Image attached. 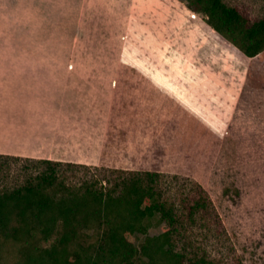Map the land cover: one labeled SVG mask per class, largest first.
<instances>
[{
    "label": "rangeland",
    "instance_id": "1",
    "mask_svg": "<svg viewBox=\"0 0 264 264\" xmlns=\"http://www.w3.org/2000/svg\"><path fill=\"white\" fill-rule=\"evenodd\" d=\"M90 1L84 41L75 43L90 89L77 100L89 97L83 125L102 137L78 135L75 123L70 163L89 168L68 171V184L105 171L157 172L183 222L180 250L218 264H264V52L247 58L184 0ZM224 2L264 19V0ZM0 167V191L44 171L27 158ZM200 197L207 210L191 221L186 207Z\"/></svg>",
    "mask_w": 264,
    "mask_h": 264
},
{
    "label": "trees",
    "instance_id": "2",
    "mask_svg": "<svg viewBox=\"0 0 264 264\" xmlns=\"http://www.w3.org/2000/svg\"><path fill=\"white\" fill-rule=\"evenodd\" d=\"M184 1L247 58L264 52V19L252 22L224 0ZM31 162L44 171L0 191V264H218L201 251L189 254L178 248L183 222L160 190L159 173L105 171L101 179L72 185L67 172L89 167ZM206 202L200 197L186 207L191 221L207 210ZM160 224L167 229L152 235L150 230ZM13 246V261L5 262Z\"/></svg>",
    "mask_w": 264,
    "mask_h": 264
},
{
    "label": "crops",
    "instance_id": "3",
    "mask_svg": "<svg viewBox=\"0 0 264 264\" xmlns=\"http://www.w3.org/2000/svg\"><path fill=\"white\" fill-rule=\"evenodd\" d=\"M90 2L0 0V155L70 163L75 123L78 135L102 137L83 125L89 97L78 102L90 89L91 70L75 62Z\"/></svg>",
    "mask_w": 264,
    "mask_h": 264
}]
</instances>
